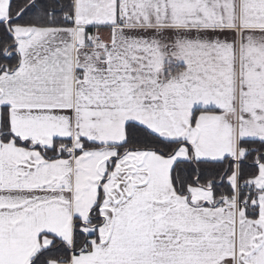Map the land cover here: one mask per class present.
I'll return each instance as SVG.
<instances>
[{
    "label": "snow or ice",
    "instance_id": "6c2138e0",
    "mask_svg": "<svg viewBox=\"0 0 264 264\" xmlns=\"http://www.w3.org/2000/svg\"><path fill=\"white\" fill-rule=\"evenodd\" d=\"M0 264H264V0H0Z\"/></svg>",
    "mask_w": 264,
    "mask_h": 264
},
{
    "label": "trees",
    "instance_id": "16d2710c",
    "mask_svg": "<svg viewBox=\"0 0 264 264\" xmlns=\"http://www.w3.org/2000/svg\"><path fill=\"white\" fill-rule=\"evenodd\" d=\"M17 2H18V3H22V2H23V0H17ZM24 19H25V20H27V19H28V17H27V16H25V17H24Z\"/></svg>",
    "mask_w": 264,
    "mask_h": 264
}]
</instances>
